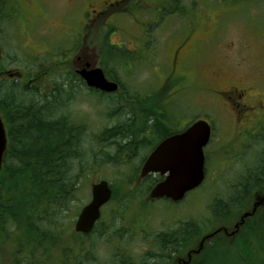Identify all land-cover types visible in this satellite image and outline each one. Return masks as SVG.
<instances>
[{
	"label": "trees",
	"instance_id": "1",
	"mask_svg": "<svg viewBox=\"0 0 264 264\" xmlns=\"http://www.w3.org/2000/svg\"><path fill=\"white\" fill-rule=\"evenodd\" d=\"M170 1L172 13L183 12L182 0ZM217 1L253 6L257 2L264 4V0ZM13 19L9 14L3 18L0 16V39L5 36L16 37ZM61 52L62 49L59 55L53 57L60 56ZM100 54L103 56L101 65L105 72L119 81L114 69L122 67V60L129 58V51L111 45L106 36ZM42 61H46V58ZM59 65H62L60 61L53 62V86L50 91L41 92L39 88H30L10 80H2L0 83V113L8 132V149L0 175V244L13 254V264H78L81 254L91 252L94 248L85 241L84 236L71 231V224L65 226L71 233V245L61 246L62 235L67 232L61 220L73 210L72 206L79 203L82 178L97 172L96 166H121L120 163L129 157V153L135 157L137 151L149 148L145 144H152L156 139L163 140L174 134L171 127L167 131L163 130L169 123L163 114L166 111L161 101L154 97H144L148 95H143L140 92L142 89H138V94L124 91L118 95L127 106L137 108L138 113H131V110H126L127 107L119 106L114 111L119 118L126 117L124 122L104 129L100 136L86 135L88 125L78 120V117L74 118L69 109L77 95L83 92L85 84L74 78L77 76L72 70L59 69ZM27 70L32 74V67ZM88 92L98 99L108 97L112 106L118 105L114 95L108 96L94 90ZM111 115L113 113L110 112ZM139 118L143 119L141 125H138ZM146 130L149 131L148 136H144ZM137 140L144 145L137 148ZM111 147L117 150L114 154L107 152ZM246 162L236 180L225 183L219 192L222 195L213 199L208 207L210 216L206 221L192 220L165 232L149 231L152 239L151 243L147 242L149 246L146 244L148 251L134 254L132 264H170L175 255H184L163 254L169 250L170 245H174L173 242L184 253L189 246L197 245L207 232L233 225L243 212L248 211L256 193L264 195V150L257 155H246ZM136 176L121 179L123 187H131ZM147 181L151 189L160 179L149 177ZM113 188L116 193L117 187L113 185ZM79 212L76 209L75 215ZM124 216L121 213V217L127 220ZM137 222L134 219L131 221L133 230ZM144 229L133 232L135 242H143L141 238L147 233ZM122 230L125 241V229ZM94 235L106 241L115 239L109 231L96 234L95 230L88 238ZM56 250H61L60 262H55V258L49 261L52 252ZM203 252L191 264H228L231 258L241 264H264V207L246 220L236 238H215L206 243ZM90 255L93 261H97L93 254ZM86 262L90 261L86 259ZM112 264H126V261L116 259Z\"/></svg>",
	"mask_w": 264,
	"mask_h": 264
},
{
	"label": "rangeland",
	"instance_id": "2",
	"mask_svg": "<svg viewBox=\"0 0 264 264\" xmlns=\"http://www.w3.org/2000/svg\"><path fill=\"white\" fill-rule=\"evenodd\" d=\"M181 6L186 11L193 7V11L190 14L187 13L184 18L179 13L166 14L168 17H165L164 22H157L156 26L149 30V34L146 26L141 29H134L135 31L130 28L131 31L128 35H126L127 33H114L109 38V43L120 46L126 44L129 51H135L138 48V53H142L144 39L147 41L154 40V45L150 51L148 50L146 59L141 66L135 67L139 62L133 59H123L122 67H116L115 73L122 79L124 91L130 94H136L138 89H142L140 92H149L151 87L154 90L164 88L169 77L180 81L169 92H167L169 86L159 92L161 94L160 100L163 99L161 103L166 100L164 110L169 115L176 116L175 120H167V122L178 130L199 117L213 124L215 141L209 152V177L200 190L189 194L182 203L172 204L167 200H157L144 206L143 201L144 199L146 201L147 198L149 182L136 184L134 180L133 185L138 188V192L132 196L131 187H127L128 185L123 187L120 175L116 173L127 168L133 169L136 164L138 165L144 149L140 150L139 153L137 151V158L128 164L96 166L97 172H91L82 178L78 194L80 195L79 203L72 206L73 210L66 213L61 220L63 228L67 230L62 235L61 246L71 245V233L69 228L67 229L65 226L71 224V231H74V224L77 219L75 210H80L90 202L91 186L99 179H106L117 187L113 205L106 209L109 215L104 217V220L110 219L111 223H102L104 228L108 226L111 235L114 230L123 228L120 224L121 219L124 220L121 213L125 214L124 217L129 221L133 219L138 221L133 232H140L143 227L150 232H159L166 229V225L175 220L206 221L210 216L208 207L213 199L222 195L219 192L225 183L235 181L246 165L245 160L236 159L230 164L227 161L226 164H223L228 155L224 152V147L226 146L228 150L238 149V142L245 139L246 132H243L244 135L233 146H229V141L236 137L234 132L237 121L231 112L223 106V102L215 90H226L233 85L253 86L256 94L259 95V99L264 101V4L257 2L253 6L251 4H224L217 0H183ZM53 7L49 18L56 26L51 27L48 24L47 26L50 28L47 29L48 33H38L42 26L37 24L33 28V33L25 28L20 33L17 29L15 30L16 41L18 40L17 46L15 42L4 39L7 53L18 60L16 66L29 65L32 59L29 54L38 53L42 55L52 51L50 53L55 55L59 47L69 52L67 53L70 57L68 59L69 69L73 70L72 60L78 54L88 59L97 60L94 57L93 49L70 52L73 40L78 37L77 32L73 31L71 26L77 28L79 20L66 17L70 10L67 5L58 2L53 3ZM127 18H120L122 28L130 27L131 23ZM149 20L152 24L155 19L150 16ZM136 31L138 32L136 33ZM192 36L193 40H191ZM90 39L93 41L94 36H90ZM131 41L133 43H130ZM98 48L100 50V47ZM179 48H182L187 57L182 61L178 70L173 72L169 62L171 63L173 53ZM20 51H25V53ZM140 58L142 61V56ZM59 67L66 68V64ZM217 71L222 74L215 75L214 73ZM136 77H138L137 80ZM85 91L83 90L81 94L77 95V99L70 104L69 109L74 118L78 117V120H82L88 125L86 135L100 136L104 129L112 128L114 125L119 126L126 120V117L121 118L120 116L119 118V115L114 111L119 106L127 107L126 110H130V107L118 95L114 96L116 100L118 99V105L112 106L107 99L108 97L98 99V97L91 96ZM154 93L155 91L152 96ZM111 107L112 109H110ZM110 112L114 116H110ZM169 124L166 125L168 127H163V130L167 131V128L171 127ZM237 129H239L238 126ZM258 136L259 139L252 141L251 144L246 143L244 150L248 157L257 155L258 152L264 150V129L256 137ZM102 143L100 142V144ZM142 143V141L138 142L137 148L142 147L144 145ZM145 145L150 146V144ZM115 151H117L115 147L107 149V152L111 154H114ZM259 157L260 155L257 156V159ZM115 162L117 163V161ZM222 176H224V181L221 179ZM227 179L229 180L225 182ZM114 208L116 211L113 210ZM85 241L94 248L91 252L85 251V254H93L99 262H104L109 257L112 246L107 244L106 239L94 235L85 238ZM60 251L52 252L51 262L54 258L55 262H60L62 258ZM40 255L42 257V254ZM12 257L13 254L5 250L0 244V264H13ZM41 257L39 256V259ZM78 264L81 263L78 262ZM82 264L90 263L83 262ZM228 264L241 263L231 258Z\"/></svg>",
	"mask_w": 264,
	"mask_h": 264
},
{
	"label": "flooded vegetation",
	"instance_id": "3",
	"mask_svg": "<svg viewBox=\"0 0 264 264\" xmlns=\"http://www.w3.org/2000/svg\"><path fill=\"white\" fill-rule=\"evenodd\" d=\"M63 3L70 7V10L66 14V17H72L79 20L78 27L74 28L71 26L73 31H76L78 34L77 39H74L72 42V50H91L94 51L97 49L98 45L102 43L104 40V36H108V39L111 37L114 33H127L128 35L131 30L135 31L134 29H141L146 26V30L153 29L152 26H156V23L159 21H163L165 19V10L166 6L165 4L170 3V0H0V16L7 17V14L10 15V17L14 18L12 23L16 26L17 31L20 33L22 29H26L33 33V28L37 24H40L42 26L41 30H39L38 33L45 34L48 33L47 29H50L47 25L50 24L52 26H56L54 22L49 18V15L52 13V10L54 9L53 3ZM193 11V7L189 11V14ZM150 16H152L155 20L152 21V24H150ZM121 17H130L127 18L130 21V27L122 28L121 26ZM132 21V22H131ZM156 21V22H155ZM120 22V24H119ZM61 26V25H60ZM133 26V27H132ZM62 27V26H61ZM131 28V30H129ZM138 31H136L137 33ZM94 35L93 41L90 39V36ZM90 39V40H89ZM193 40V36L191 38ZM149 40L147 41L144 39L142 44V54H145L148 50L147 47H149ZM130 43H133L131 41ZM3 44V43H2ZM124 45V44H123ZM122 45V46H123ZM119 47H122L120 45H117ZM5 49V45L3 44L2 47H0V50ZM138 50V48H136ZM135 50V51H137ZM52 52V51H50ZM43 53L42 55H39L38 53H32L33 56V72L32 74H29L28 70H25L23 72H18L17 76H20L18 80L15 81L20 83L21 85H26L30 88H39L41 89V92H43L44 89H49V91L52 89V75L53 72V57L52 53ZM50 56L46 58V61H42V57ZM52 57V58H51ZM68 55H66L65 61L68 63L67 59ZM187 57V54L183 52L182 48H179L176 50L175 53H173L171 63L169 62V65L171 66V70L173 72H176L179 68V66L182 64V61L185 60ZM6 60L8 64L11 63V59H8L7 57L3 56L1 58V62L3 60ZM38 60H41L38 63ZM89 59L85 56L83 58H79L78 61H74L75 67L77 69L86 68L87 64L89 63ZM12 64V63H11ZM93 67V66H91ZM76 71V70H75ZM19 74V75H18ZM215 75L219 76L222 74L221 72L217 71L214 73ZM77 76V75H76ZM108 77H110L108 75ZM0 78H3L2 80H10L5 78L4 71L0 73ZM76 79L81 78L79 76L74 77ZM10 81H14L11 79ZM22 81V82H21ZM2 82V81H1ZM171 82L174 84L179 82L178 80H173L171 77ZM122 88V87H121ZM217 94L220 96L221 101L223 102V106L231 112L234 119H236L237 124L235 122L236 131L235 139L230 140L229 146H233L237 140L244 135L243 132H246L245 139L243 141H239L238 149H227V147H224V152L229 153V156H226V159L224 160L223 164H226V161L228 164H230L234 159L236 160H242L245 159V147L246 143L251 144L252 141L259 138L256 137L260 131L264 128V101L259 99V95L256 94L255 88L253 86H246L241 87L237 85L230 86L228 89H216L215 90ZM132 110H137V108H132ZM237 126L239 129H237ZM213 127V135H214V126ZM144 135L148 136L149 131H144ZM213 135L212 140L210 144L205 148L204 153L206 157V181L210 174L209 164H210V157L209 152L211 151V143L213 142ZM165 140V139H164ZM164 140L156 139L154 140V144H150L149 147H152L150 151L142 157L139 162L138 166L135 170H127V171H121L120 174L130 177L138 175L140 176L141 169L145 162L148 160L150 155L154 152V150L157 148V146L163 142ZM140 140H137V143ZM238 153H235L237 152ZM192 154V148H186L184 152ZM242 152V153H241ZM133 155V154H132ZM139 163L140 166H139ZM159 175H150L149 177L152 178H158ZM219 178V176H217ZM229 180V179H228ZM227 180V181H228ZM226 181V182H227ZM256 197L253 198V205L255 204ZM108 206V205H107ZM264 207V204H262ZM115 209V208H114ZM107 214L106 210H102V216L101 219L98 221V223L95 226L96 234H104L108 231L107 228H104L102 226L103 222L111 223V220H104V217ZM129 220H121L120 224L125 229V241L123 240V230L122 228L116 229L113 232H120V234H114L112 233L111 236H114L113 239H109L107 244L112 246V250L109 254V257L102 263L99 261H93V257L88 254L89 256L86 257V254H81L80 263L86 262V259H88L90 264H112L114 260L118 259L120 262L126 261V264H132L133 255L134 254H140L145 251H148V248L146 247L147 242H149L152 238H150L151 234L149 230H143L144 232H147L142 236L141 239H144L143 242H135L133 239V224L127 222ZM190 221H183V220H175L171 221V224L166 225V229L163 231L168 230H175L176 227H179L181 223H188ZM223 227V226H222ZM230 230H228L229 232ZM92 232V233H93ZM88 234L85 236V238H88ZM230 233V232H229ZM229 233H220L215 238H228L230 237ZM108 235V236H110ZM151 243V241H150ZM174 245L169 246V250H166L163 254H185L182 258L179 255H175L172 259L173 262L170 264H187L186 261L189 260V254H193L194 261L197 257L194 256L196 254L194 252L195 248H193V245L189 246L184 253L180 251V248L177 246L176 242H173ZM144 244V245H143ZM148 245V244H147ZM149 246V245H148ZM177 247V249H176ZM197 249V248H196ZM204 252H201L200 254H203ZM93 258V259H92ZM51 261V259H49ZM192 263V262H191Z\"/></svg>",
	"mask_w": 264,
	"mask_h": 264
},
{
	"label": "water",
	"instance_id": "4",
	"mask_svg": "<svg viewBox=\"0 0 264 264\" xmlns=\"http://www.w3.org/2000/svg\"><path fill=\"white\" fill-rule=\"evenodd\" d=\"M89 68L90 65H87ZM78 74L84 79L91 88L101 90L102 92L114 93L119 90V85L110 82L105 77L102 69H82ZM212 134L211 126L204 120L193 123L185 132L174 135L161 143L155 152L150 156L142 169L141 177H147L151 173H160L165 179L159 182L150 192L151 200L168 199L173 202L182 201L188 192H191L203 183L205 179V155L204 147L210 141ZM7 132L4 122L0 116V174L3 167L4 156L7 150ZM192 148V154L184 150ZM113 191L109 182L102 180L92 185V199L90 203L83 208L77 222L76 232L90 233L97 221L101 217V209L112 198ZM264 202L260 199L253 213H246L244 219L252 216L257 206ZM239 228V224L236 225ZM221 230L206 236L202 243L199 253L206 240L218 234ZM227 232V231H226ZM236 232H233L234 235Z\"/></svg>",
	"mask_w": 264,
	"mask_h": 264
}]
</instances>
